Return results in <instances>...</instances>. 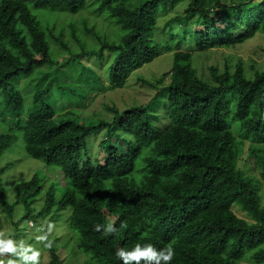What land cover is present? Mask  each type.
Masks as SVG:
<instances>
[{"label": "trees", "instance_id": "16d2710c", "mask_svg": "<svg viewBox=\"0 0 264 264\" xmlns=\"http://www.w3.org/2000/svg\"><path fill=\"white\" fill-rule=\"evenodd\" d=\"M84 8L111 22L112 35H101L83 17L74 21ZM257 33H264V0H0V157L21 137L28 156L71 185L57 201L49 185L33 213L44 180L34 174L15 183L9 203L1 181L6 164L0 169L3 212L11 218L18 204L19 221L46 217L44 232L64 219L88 264H121L118 248L145 242L158 250L171 246L169 264H238L244 254L264 263V70L248 77L241 62L233 72L209 66L205 82L186 67L147 103L107 108L110 121L78 122L72 108L104 81L121 86L184 43L203 51ZM106 54L104 79L81 62L102 63ZM20 80L23 90L35 82L28 103ZM160 104L167 123L156 130L160 117L151 109ZM104 127V156L91 159L87 139ZM108 222L116 231L104 235ZM47 241V263L61 264L48 235Z\"/></svg>", "mask_w": 264, "mask_h": 264}, {"label": "rangeland", "instance_id": "374dc122", "mask_svg": "<svg viewBox=\"0 0 264 264\" xmlns=\"http://www.w3.org/2000/svg\"><path fill=\"white\" fill-rule=\"evenodd\" d=\"M83 17L88 20L89 25L95 24V30H100L101 35L110 36L114 32L113 24L106 20L103 16L93 13L88 8L82 9L72 15L74 21H79ZM61 21V20H60ZM161 24V23H160ZM79 26V25H78ZM67 33V32H66ZM91 36H86V41L90 46L97 47V43ZM66 39H70L69 35H65ZM72 48H74V44ZM90 48V47H87ZM59 51V50H58ZM75 51V49H74ZM60 52V51H59ZM61 57L57 56L56 61H60ZM110 61V55H105L103 62H98L94 59L82 57L81 62L90 65L93 69L102 75L106 72L105 66ZM238 62H241L245 74L248 77L253 76L255 71L264 70V33H257L253 37L248 38L240 43H235L231 46L214 47L203 51L195 50L188 44L180 45L179 49L173 52L163 53L155 58L151 63L145 64L136 71L121 85L117 87H110L107 82H103V87L90 93L85 100L83 106L74 108L75 118L78 122L91 124L99 120L110 121L113 117L109 107H116L122 111L131 105L145 104L154 96V94L163 88L164 84L171 80L178 78V70H184L186 67L189 71L195 70L196 75L205 82H210L209 66H217L222 71L227 67L230 72H233ZM44 68L43 70H45ZM163 76V81L157 83L158 79ZM32 81L24 90V82L20 80L18 86L23 90V94H27L26 103L31 99L30 88L34 87ZM151 83V84H149ZM31 90V91H30ZM151 111L160 117L155 122V129L161 130L167 123L164 119L162 105H157ZM62 109L60 113H64ZM1 129V128H0ZM233 130V128H232ZM107 134V128H101L93 131L87 139L86 154L89 158L102 159L104 152L100 147V143ZM111 143L117 145L118 142L111 138ZM6 164V169L1 174L2 186L7 193V200L9 203L14 201L15 190L14 185L22 180L29 179L32 175L37 174L43 181V188L36 197L35 203L32 205L33 213L37 212L43 205L45 192L48 186H53L50 196L54 201H57L70 187V183L62 176L56 174L57 170L47 167L41 161L33 159L28 156L24 150L22 138L16 139L13 144L0 157V169ZM45 166V167H43ZM55 171V172H54ZM252 172L249 171V173ZM252 174V173H250ZM257 177L256 174H252ZM261 202L264 203V187L260 185L259 191ZM235 214L239 217L247 218L243 211L234 207ZM69 209L66 213H69ZM23 214L21 205H15L11 218L3 212L0 203V238H12L14 241H23L25 244H30L33 248L40 250L39 264L47 263V252L43 246V242L35 239L36 236L44 232L45 218L40 219H23L19 218ZM13 222V223H12ZM51 230L47 229L48 238L54 242L56 250L61 259V264H88L87 256L79 252L75 247V237L70 232L64 223V219L55 220L51 224ZM11 254L4 253L2 258H7ZM14 259L16 257H13ZM31 264V262H28ZM238 264H256L249 256L244 254ZM264 264V263H261Z\"/></svg>", "mask_w": 264, "mask_h": 264}, {"label": "clouds", "instance_id": "9594fccd", "mask_svg": "<svg viewBox=\"0 0 264 264\" xmlns=\"http://www.w3.org/2000/svg\"><path fill=\"white\" fill-rule=\"evenodd\" d=\"M103 234L109 235L116 231L113 222H108L103 226ZM99 230L101 225H95ZM48 230H51L49 224ZM36 240L45 242L44 247L50 246V241H47V232H42L35 237ZM4 253L11 254L6 259L2 258ZM40 250L33 248L30 244H25L23 241H14L12 238H0V264H39ZM115 256L121 261V264H130L135 261L140 264L143 259L145 264L147 261H152L153 264H169L174 257V250L171 246L156 249L151 243H135L131 248H118L115 251ZM13 257H16L15 259Z\"/></svg>", "mask_w": 264, "mask_h": 264}]
</instances>
